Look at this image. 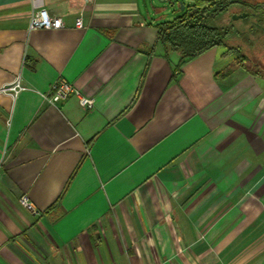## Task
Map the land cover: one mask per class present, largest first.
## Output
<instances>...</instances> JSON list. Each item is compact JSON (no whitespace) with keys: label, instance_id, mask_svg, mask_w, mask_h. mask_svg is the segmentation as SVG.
<instances>
[{"label":"crops","instance_id":"0c3cea01","mask_svg":"<svg viewBox=\"0 0 264 264\" xmlns=\"http://www.w3.org/2000/svg\"><path fill=\"white\" fill-rule=\"evenodd\" d=\"M148 1L0 0V264H264V85L165 58Z\"/></svg>","mask_w":264,"mask_h":264},{"label":"trees","instance_id":"16d2710c","mask_svg":"<svg viewBox=\"0 0 264 264\" xmlns=\"http://www.w3.org/2000/svg\"><path fill=\"white\" fill-rule=\"evenodd\" d=\"M182 3L184 8L180 10L178 15L156 24V43L163 48L164 57L168 58L172 53L177 54L180 58L178 63L180 67L212 48L224 47L226 48V53L228 55L233 54L234 58L225 70L215 75L217 78L228 75L235 67L247 69L248 55L241 53L242 50L238 46H230L227 43V39L234 32V28L232 26H213L210 21L223 13L228 6L235 3L248 9L245 12L248 15L244 18V21L247 23L252 18L250 22L252 26L251 28L249 27V31L253 35H257L254 29L258 28L264 32V7L258 4H248L244 0H182ZM246 35L243 36V39L248 40V34ZM235 54L238 55L234 56ZM259 66L257 67L258 69ZM250 72L256 75L253 71ZM259 73L264 76V71L259 70L257 74ZM263 76L259 77L262 78ZM82 161L83 158L68 178L59 199L68 188ZM57 204L58 202L53 204V206Z\"/></svg>","mask_w":264,"mask_h":264},{"label":"rangeland","instance_id":"374dc122","mask_svg":"<svg viewBox=\"0 0 264 264\" xmlns=\"http://www.w3.org/2000/svg\"><path fill=\"white\" fill-rule=\"evenodd\" d=\"M244 1L251 5L258 4L264 7V0ZM180 3H182V0H149L146 7L151 14L156 15L158 21H162L172 19L178 15L181 8ZM246 10H248L246 7L234 3L210 22L213 26H232L234 28V32L228 37L227 43L230 46H238L242 50L241 53L248 55L247 69L253 71L259 77L263 75L261 73L257 74V72L259 70L264 71V32L257 28L258 31L254 29L257 35H253L249 31V27L252 26L250 23L252 18L247 23H245L244 18L234 19V17L247 12ZM246 34H248V40L243 39V36H247ZM220 51L226 52V48L222 47ZM258 65H260L259 69L257 68ZM258 81L264 85V76L259 77Z\"/></svg>","mask_w":264,"mask_h":264},{"label":"built area","instance_id":"2783aa9c","mask_svg":"<svg viewBox=\"0 0 264 264\" xmlns=\"http://www.w3.org/2000/svg\"><path fill=\"white\" fill-rule=\"evenodd\" d=\"M33 14L31 15L29 28L30 29H60L63 27V23L60 18L51 17L48 15L46 10L43 8L42 0H31ZM75 26L78 28L82 27V21L80 18L76 19ZM25 89L24 85L21 82L20 77H16L14 82L2 89V92L10 96H16L18 93ZM49 91L51 95L48 97V100H66L72 94L79 96L78 92L74 87L66 82L65 80H58L53 83ZM79 104L84 107H91L92 100L80 97L78 100ZM21 204L28 205L26 198L22 197L20 199Z\"/></svg>","mask_w":264,"mask_h":264},{"label":"water","instance_id":"95a60500","mask_svg":"<svg viewBox=\"0 0 264 264\" xmlns=\"http://www.w3.org/2000/svg\"><path fill=\"white\" fill-rule=\"evenodd\" d=\"M180 5H181V8H180V10H183V8H184L183 4H182V3H180ZM247 15H248L247 13H243V14H240V15H238V16H236V17H234V19H238V18H245Z\"/></svg>","mask_w":264,"mask_h":264}]
</instances>
